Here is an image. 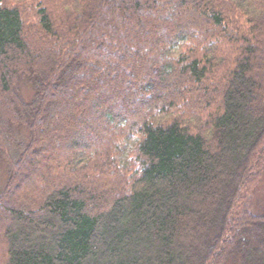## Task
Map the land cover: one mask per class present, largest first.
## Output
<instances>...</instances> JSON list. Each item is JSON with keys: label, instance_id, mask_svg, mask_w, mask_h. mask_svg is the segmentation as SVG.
<instances>
[{"label": "trees", "instance_id": "1", "mask_svg": "<svg viewBox=\"0 0 264 264\" xmlns=\"http://www.w3.org/2000/svg\"><path fill=\"white\" fill-rule=\"evenodd\" d=\"M263 175L264 0H0V264H264Z\"/></svg>", "mask_w": 264, "mask_h": 264}, {"label": "rangeland", "instance_id": "2", "mask_svg": "<svg viewBox=\"0 0 264 264\" xmlns=\"http://www.w3.org/2000/svg\"><path fill=\"white\" fill-rule=\"evenodd\" d=\"M21 93L26 101L31 99V89L29 85L21 83ZM252 211L260 214L264 213V175L255 189Z\"/></svg>", "mask_w": 264, "mask_h": 264}]
</instances>
